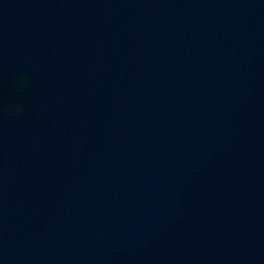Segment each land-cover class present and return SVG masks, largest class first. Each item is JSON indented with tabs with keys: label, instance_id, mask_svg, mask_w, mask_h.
<instances>
[{
	"label": "water",
	"instance_id": "obj_1",
	"mask_svg": "<svg viewBox=\"0 0 264 264\" xmlns=\"http://www.w3.org/2000/svg\"><path fill=\"white\" fill-rule=\"evenodd\" d=\"M0 264H264V0H0Z\"/></svg>",
	"mask_w": 264,
	"mask_h": 264
}]
</instances>
